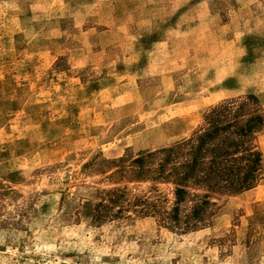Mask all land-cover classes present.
Instances as JSON below:
<instances>
[{
	"label": "rangeland",
	"instance_id": "374dc122",
	"mask_svg": "<svg viewBox=\"0 0 264 264\" xmlns=\"http://www.w3.org/2000/svg\"><path fill=\"white\" fill-rule=\"evenodd\" d=\"M226 101L262 117L257 181L163 221L173 184L115 166ZM0 264H264V0H0Z\"/></svg>",
	"mask_w": 264,
	"mask_h": 264
},
{
	"label": "trees",
	"instance_id": "16d2710c",
	"mask_svg": "<svg viewBox=\"0 0 264 264\" xmlns=\"http://www.w3.org/2000/svg\"><path fill=\"white\" fill-rule=\"evenodd\" d=\"M243 110V102L221 103L205 115L206 127L195 135L169 147L141 152L130 159L128 167L116 165L112 174L172 183L174 207L165 212L163 221L195 227L214 204V196L241 192L257 181L261 153L252 145V136L262 117L252 113L244 120ZM123 193L119 188L107 191L97 204L96 218L123 214ZM185 201L189 207L181 219L180 204ZM146 203V199L135 198L132 205L136 212H149Z\"/></svg>",
	"mask_w": 264,
	"mask_h": 264
}]
</instances>
